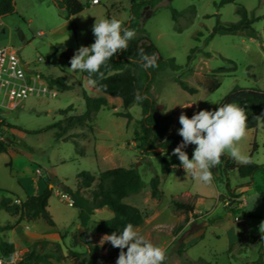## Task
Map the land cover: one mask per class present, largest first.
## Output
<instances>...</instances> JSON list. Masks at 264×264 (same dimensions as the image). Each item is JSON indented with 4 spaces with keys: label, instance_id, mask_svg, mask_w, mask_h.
Returning a JSON list of instances; mask_svg holds the SVG:
<instances>
[{
    "label": "rangeland",
    "instance_id": "1",
    "mask_svg": "<svg viewBox=\"0 0 264 264\" xmlns=\"http://www.w3.org/2000/svg\"><path fill=\"white\" fill-rule=\"evenodd\" d=\"M13 1L15 13L0 17V48L12 47L24 62L31 63L32 69L37 66L36 72L44 79L63 77L65 83L74 88L60 91L50 87L56 90V97H30L18 109L0 113V124L5 122L13 126L3 125L0 131V140L9 139L7 151L0 153V202L3 198H11V204H19L27 196L41 193L48 183L53 188L48 211L62 232L63 242L60 246L63 254L66 256L70 249L84 253L92 240L93 225L111 219L114 213L107 207L97 210L90 225L82 228L78 209L72 206L61 185L76 189L77 176L84 171L98 175L106 169L135 167L146 186L124 201L143 212L144 222L136 229L153 244L165 248L164 264H204L203 258L213 264H249L258 260L260 246L251 244L249 236L262 233L263 170L256 171L252 179L245 180H241L235 171L228 174L232 187L241 181L250 183L244 192L243 207L236 206L238 214L233 216L226 212L229 207L227 178L221 170L218 178L213 173L211 185H204L187 176L179 164L171 174L163 177L160 159L163 150L158 147L156 153L151 155L159 159L145 157L141 153L133 135L136 120L142 118L140 106L129 109L133 119L128 121L116 114L124 111L121 100L108 96L110 107L95 114L92 129L75 127L67 133L69 137H56L59 132L56 124L66 117L83 113L85 102L80 84L81 72L69 71L70 60L57 56L55 49H69L76 53L81 46H90L95 42L92 29L96 19L115 17L125 24L129 21L132 0H102L101 5L89 6L71 21L51 0ZM82 1L90 4L91 0ZM218 3L219 0H163L155 8L146 6L143 9L142 25L165 58H173L176 64L184 67L191 49L201 48L191 64V71L182 76L198 90L196 94L182 89L173 80L178 73L169 68H164L151 85L150 93L157 106L156 117L164 125L165 116L175 112L173 128L177 133L182 127L179 123L182 113L191 118L200 110L214 111L222 106L235 87H259L264 90V0H235V3L220 8ZM237 4L247 9L250 18L262 16L254 23L253 30L222 31L207 41L218 19L222 22L242 19L236 12ZM170 8L185 13L174 20ZM199 32L202 35H198ZM143 35L136 33L135 38ZM206 52L210 55H206ZM214 81H218L220 86L210 92L207 86ZM191 104L197 110L185 108ZM70 105L74 106L73 110L65 115L60 112ZM74 138L80 144L78 149L83 151L82 155L77 153ZM263 142L264 117L256 129L247 131L240 147L249 160L264 165ZM235 163L243 165L237 161ZM38 169L40 173H37ZM156 174L162 179L160 189L164 192L159 199L152 196L149 186ZM94 187L95 184L91 188H83L82 192L89 196ZM196 196L201 202L198 206L201 210L197 212L195 208L192 212L189 208L179 211L173 204V200L178 198L187 205ZM236 200L242 202L241 197ZM217 217L223 218V225L205 227L204 222H212ZM18 218L19 214L0 207V237L13 243L15 249L24 254L33 242L42 238L31 234L35 230L36 220L17 222ZM190 219L192 222L188 223ZM227 221L234 223L235 228H228ZM204 227L205 236L197 244L196 239H189L191 234L195 235ZM103 236L96 233L92 244L101 245ZM232 238H235L234 242H231ZM109 245L108 242L102 245V254H106ZM188 254L192 259L199 258L191 260ZM116 261L112 257L99 264H116ZM53 264L78 263L65 259L60 262L53 260Z\"/></svg>",
    "mask_w": 264,
    "mask_h": 264
},
{
    "label": "trees",
    "instance_id": "2",
    "mask_svg": "<svg viewBox=\"0 0 264 264\" xmlns=\"http://www.w3.org/2000/svg\"><path fill=\"white\" fill-rule=\"evenodd\" d=\"M162 1L163 0L131 1L129 21L128 24H124V27L144 35L130 40L127 50L116 53L108 62L107 66L101 68V72L104 74L103 77H93L97 80L96 86L82 87L85 111L76 116L66 117L56 124L55 127L59 130L56 135L58 139L69 137L70 135H67V133L75 127L92 129L95 114L102 109H108L110 107L105 97L94 95V90H100L106 95L120 98L124 111L117 112L116 114L126 118L128 121L133 119L129 109L135 105L140 106L142 109V118L136 120L137 127L133 133L134 140L137 142V148L141 150V153L145 157L155 154L156 148L158 147L163 150L161 172L165 175L171 171V167L174 164L168 159L167 153L170 150H174L175 147L182 142V137L178 135L173 128L174 118L177 115L175 112L165 116L164 125H161L159 119L156 117L155 112L157 106L150 93L151 85L164 68H169L175 74L178 73L173 77V80L182 89L190 94L197 93L198 90L183 80L182 76L184 73L191 71V64L197 53L201 51V48L195 47L191 49L187 64L184 67L176 64L173 58H165L161 54L150 34L142 25V13L146 6L155 8ZM51 2L55 4L59 10L64 12L66 19L70 21L72 17L77 16L89 7V4L84 3L82 0H51ZM229 3H235V0H219L217 6L220 8ZM170 9L174 20H177L179 16L185 13V11H178L174 8ZM15 11L13 0H0V17L12 15ZM236 12L242 19L238 22H222L218 19L207 41L222 31L239 32L253 30L254 23L262 18V16H253L250 18L247 9L239 4H237ZM198 35L202 34L199 32ZM140 49H143L144 53L149 56L155 55V67L144 69L141 66L142 61L138 54ZM55 53L57 56L66 57L68 60H71L73 56V51L69 49H55ZM206 55L209 56L210 53L206 52ZM227 61L234 64L231 60ZM82 78L87 81L88 73L82 72ZM45 79L51 88H56L60 91L72 89V86L65 83L63 77H46ZM219 86L220 83L214 81L207 86V89L211 92ZM138 96L142 99L138 100ZM226 103H237L245 109L246 115L248 116L247 131L254 130L258 127L260 120H257L256 117H264V90L259 87H235L224 99L222 105ZM73 109L74 106L70 105L66 109L60 110V112L65 115L68 111ZM3 125L13 127L3 122L0 124V131H2ZM8 142V138L0 140V153H5L7 151ZM74 142L77 147V153L82 155L83 151L78 149L80 144L76 140H74ZM193 146L195 145H189L188 147ZM175 161L179 162L177 157ZM219 167L226 178L232 171H236L240 178L249 179H252L256 171H264L263 164H257L249 160L246 164L238 165L227 155L221 158ZM77 178L78 186L76 189L61 185V190L70 198L72 206L78 209L80 226L86 229L90 225L92 216L95 212L105 207L109 208L114 213V216L111 219L93 225L91 232L92 240L88 244L89 248L86 252L80 253L70 249L65 256L61 250L60 243L42 239L33 242L27 248L23 260L19 264H53V260L60 262L65 259H72L78 264H99L112 257L118 259L120 249L109 245L106 254H102L103 246L100 244H92L94 235L96 233L111 235L113 232L120 234L127 224H132L135 228L143 224V212L136 206L124 201L125 198L139 193L146 186L137 168L116 167L100 171L98 175H92L84 171L79 173ZM226 181L227 197L229 198V207L226 209H228L233 216H236L239 210L236 206L240 204L236 199H239L241 194L236 192V188L230 186L228 178ZM94 184L95 187L91 190L89 196L82 192L83 188H91ZM246 185H250V183ZM149 186L154 198L159 199L162 197L159 175L156 174L151 178ZM52 192L53 188H50L47 183L39 195L27 196L26 199L22 200L19 204H11V198H3L0 202V207L8 212L19 214L17 222L43 219L48 225L54 226L55 222L48 211L49 199ZM173 204L179 211L188 208V205L183 204L178 198L173 200ZM250 242L260 246V255L258 260L250 262L249 264H264V233L250 236ZM15 251L16 249L13 243L7 242L0 237V255L9 257L13 255ZM204 264L211 263L205 261Z\"/></svg>",
    "mask_w": 264,
    "mask_h": 264
},
{
    "label": "clouds",
    "instance_id": "3",
    "mask_svg": "<svg viewBox=\"0 0 264 264\" xmlns=\"http://www.w3.org/2000/svg\"><path fill=\"white\" fill-rule=\"evenodd\" d=\"M92 31L95 42L90 46H81L76 51L68 70L87 72L86 84L94 87L97 80L93 77H103L101 68L106 67L116 53L127 50L129 41L135 38L136 33L124 27V22L115 17L96 19ZM138 54L144 69L156 66L154 54L149 56L143 49ZM137 99L142 98L138 96ZM247 122L245 109L237 103H226L214 111L200 110L191 118L182 113L179 116L182 127L178 131L182 142L175 147L172 155L178 158L187 176L204 185H211L213 169L220 165L223 156L227 155L242 164L249 162L240 147L247 135ZM189 145H195L191 159L184 150ZM260 231L264 233V222L260 225ZM106 242L120 249L116 264H164L166 260L165 248L153 244L132 224H127L120 234L113 232L103 236L101 245ZM0 264L3 262L0 261ZM8 264H16L14 255L9 258Z\"/></svg>",
    "mask_w": 264,
    "mask_h": 264
},
{
    "label": "built area",
    "instance_id": "4",
    "mask_svg": "<svg viewBox=\"0 0 264 264\" xmlns=\"http://www.w3.org/2000/svg\"><path fill=\"white\" fill-rule=\"evenodd\" d=\"M101 0H91V5L100 4ZM42 33H39L41 35ZM12 47L0 48V113L20 107L30 97H56L57 92L48 85L40 73L32 70ZM40 173V170H37ZM16 264L23 260L24 254L17 250L13 254ZM9 257L0 255V261L8 264Z\"/></svg>",
    "mask_w": 264,
    "mask_h": 264
},
{
    "label": "crops",
    "instance_id": "5",
    "mask_svg": "<svg viewBox=\"0 0 264 264\" xmlns=\"http://www.w3.org/2000/svg\"><path fill=\"white\" fill-rule=\"evenodd\" d=\"M101 3H102V0H101V2H100V4H97V5H91V4H89V6H99V5H101ZM86 9H89V7L88 8H86ZM85 9V10H86ZM84 10V11H85ZM83 11V12H84ZM82 12V13H83ZM81 14V13H80ZM79 15V14H78ZM77 15V16H78ZM74 17H76V16H74ZM74 17H72L71 18V20H73V18ZM127 24H128V22H126ZM74 52V51H73ZM75 53V52H74ZM26 64H29V65H31V63H29V62H26ZM31 67V66H30ZM36 67L37 66H35V67H33L34 69H32L33 71H35L36 72ZM80 84L82 85V87H89L87 84H86V80H84L83 78H82V72H81V80H80ZM74 87L72 86V89H73ZM99 93H102V95H100ZM196 94V93H195ZM94 95L95 96H102V97H105L106 99H107V97L108 96H110V95H106V94H104L102 91H100V90H94ZM113 97V96H112ZM120 99V98H119ZM121 100V99H120ZM107 101L110 103V101L107 99ZM121 103H122V100H121ZM21 107V106H20ZM19 108V107H18ZM17 108V109H18ZM188 109H190V110H197V108L194 106V105H192L191 107H188ZM2 113H4V112H2ZM75 140H76V138H74ZM77 141V140H76ZM78 142V141H77ZM194 148H195V146H193V147H188L187 149H185V151L187 152V154H188V156H189V159H191L192 158V155H193V151H194ZM163 155V154H162ZM170 155H172V152H168L167 153V157H168V159L171 161V162H173L174 164L172 165V167H171V171L169 172V173H167V174H165V175H163V177H167L169 174H171V172L173 171V169L176 167V165L177 164H179V168H183L182 166H181V164H180V161L179 162H176L175 161V159H176V156H174V155H172L173 157H170ZM150 158H152V159H154V158H158L157 156H155V157H152V156H150ZM160 158V157H159ZM158 158V159H159ZM160 159H162V156H161V158ZM175 166V167H174ZM219 172H220V167L219 166H217L215 169H213V173H215V175H216V178H218V177H220V175H219ZM236 172V171H235ZM213 177H214V175H213ZM240 177V176H239ZM245 179H248V178H241V180H245ZM162 179L160 178V187H161V181ZM230 183V182H229ZM246 184H248L247 182L246 183H243L242 181L241 182H239V183H237V185H235L234 187H232L231 186V184H230V186L232 187V188H236V192L237 193H240L241 195H240V197L242 198V202H240L239 201V205H242V207H243V204H244V200H243V197H244V192H245V190L250 186V185H246ZM50 186V185H49ZM45 188V187H44ZM43 190V189H42ZM161 190V189H160ZM161 192H162V195L164 196V192L161 190ZM40 193H37L36 195H39ZM187 194H189V196H191L192 194L191 193H187ZM227 194V193H226ZM178 196V195H177ZM176 196V197H177ZM193 196V195H192ZM221 196H223V195H221ZM175 197V196H174ZM239 197V198H240ZM173 198V197H172ZM201 202H199V197L198 196H196V199H194V201L193 202H191V203H187V205H188V208H189V211L190 212H192L194 209L193 208H195V212H197L198 210H201L198 206H199V204H200ZM169 204H170V202H169ZM190 208H192L193 210L191 211L190 210ZM227 212V215H230V214H232L231 212H229L228 210L226 211ZM53 220H54V222H55V225L54 226H50V225H48L46 222H44V220L43 219H37L36 221H34V222H36V226H35V230L33 231V233H31V234H33V235H35V236H38L39 238H42V239H46V240H48V241H52V242H58V243H62L63 242V240H62V232H60L59 231V228L57 227V225H58V223H57V221L53 218ZM226 220V219H225ZM211 221V220H210ZM208 222V220H207V222H204V224H205V227L206 226H208V225H212L213 224V226L215 225V226H220L221 224L223 225V218H215L214 220H212V222ZM190 222H192V219H190L189 221H188V223H190ZM233 223V222H232ZM234 224V223H233ZM233 224H231V222L230 221H227V227L228 228H235V226L233 225ZM205 227H204V229L203 230H200V231H196V233H195V235H194V233L193 234H191V237L189 238V239H196V244L198 243V241H199V239H201V238H203L204 236H205V233H206V229H205ZM188 241H191V240H188ZM235 241V238H232L231 239V242H234ZM249 242H250V236H249ZM251 243V242H250ZM251 244H253V245H257V244H254V243H251ZM231 248H232V245H231ZM188 256H189V254H188ZM199 258V257H198ZM198 258H196V259H192L190 256H189V259H191V260H197ZM203 258V257H202ZM206 262H209V261H207L205 258H203ZM209 263H211V262H209ZM211 264H213V263H211Z\"/></svg>",
    "mask_w": 264,
    "mask_h": 264
},
{
    "label": "water",
    "instance_id": "6",
    "mask_svg": "<svg viewBox=\"0 0 264 264\" xmlns=\"http://www.w3.org/2000/svg\"><path fill=\"white\" fill-rule=\"evenodd\" d=\"M50 188H52V187L50 186ZM190 210L192 211L193 209H192V208H190Z\"/></svg>",
    "mask_w": 264,
    "mask_h": 264
}]
</instances>
